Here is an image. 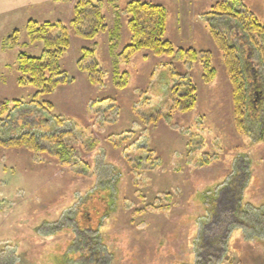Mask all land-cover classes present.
Instances as JSON below:
<instances>
[{
  "label": "rangeland",
  "instance_id": "obj_1",
  "mask_svg": "<svg viewBox=\"0 0 264 264\" xmlns=\"http://www.w3.org/2000/svg\"><path fill=\"white\" fill-rule=\"evenodd\" d=\"M77 1L0 0V103H28L35 94L16 84L17 54L42 51L41 43L25 45L26 22L67 29L60 68L68 82L38 101L52 105L44 116L62 121L53 129L68 133L64 141L76 153L64 167L48 154L0 147V264H82L68 255L87 242L104 264H264V142L235 129L231 84L204 19L222 0H139L166 8L165 39L175 50L210 52L209 84L199 62L186 65L175 55L143 50L118 60L130 43L124 8L133 0H99L106 32L75 36ZM243 1L264 26V0ZM14 31L19 44L6 49ZM84 50L93 51L100 85L78 68ZM123 73L127 86L119 89ZM187 79L196 105L182 113L177 93ZM98 190L110 197L108 216L98 232L78 234L76 207ZM222 234L218 251L203 247Z\"/></svg>",
  "mask_w": 264,
  "mask_h": 264
},
{
  "label": "trees",
  "instance_id": "obj_2",
  "mask_svg": "<svg viewBox=\"0 0 264 264\" xmlns=\"http://www.w3.org/2000/svg\"><path fill=\"white\" fill-rule=\"evenodd\" d=\"M124 13L127 16L130 43L118 55L119 61H128L135 53L143 50L158 57L175 55L186 65L199 62L204 84H209L214 79L215 70L211 66L210 52H196L192 49L175 50L173 44L165 39L167 10L164 6L133 0L126 4ZM204 19L209 35L222 55L231 84L235 129L242 135L256 134V140L264 142V26L243 0L217 2L204 15ZM70 26L75 36L85 40H92L99 33L106 32L107 25L101 2L78 0L73 7V19ZM25 33L27 36L25 45L41 43L42 51L37 57L24 52L17 54L16 84L19 87H32L35 94L28 103L18 100L0 103V147L25 148L32 153L48 154L61 166L73 165L76 153L64 141L68 133L56 132L53 129V126L61 127L62 121L59 118L47 119L44 113H50L52 105L38 101L40 96L50 95L57 87L68 82L66 74L60 68V60L70 46L67 29L61 22L29 20L25 24ZM110 39L112 41L114 35H111ZM18 44V31H14L4 40V47L9 50L16 48ZM78 68L87 73L92 85L102 83V72L93 59V51H83L78 61ZM126 86L127 76L123 73L117 87L122 89ZM196 93V86L189 79L183 82L181 93H177L176 106L179 112L185 113L194 109ZM32 116L33 121H28V118ZM86 169H88L87 166ZM98 192L101 190L88 194L76 207L74 223L78 234L85 231L93 234L98 232L102 219L108 216L111 208L110 197L105 200ZM213 205L216 210H213L212 214L215 216L218 214L219 219L218 204ZM74 239L69 240L70 243L68 242L63 253L75 244ZM223 239V234L220 237L216 236L209 240L208 246L203 247L215 253ZM81 241H83L82 238L77 240L79 243ZM77 246L79 249H75L68 255L69 260L80 261L82 264L85 259H90L89 264L105 263V261L98 263L101 260L100 254L93 252L92 255L94 248L88 242L85 246L78 244Z\"/></svg>",
  "mask_w": 264,
  "mask_h": 264
}]
</instances>
